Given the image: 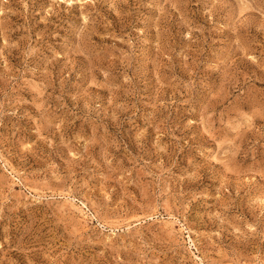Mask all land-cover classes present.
<instances>
[{
	"label": "rangeland",
	"instance_id": "rangeland-1",
	"mask_svg": "<svg viewBox=\"0 0 264 264\" xmlns=\"http://www.w3.org/2000/svg\"><path fill=\"white\" fill-rule=\"evenodd\" d=\"M0 264H264V0H0Z\"/></svg>",
	"mask_w": 264,
	"mask_h": 264
}]
</instances>
